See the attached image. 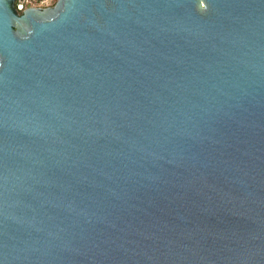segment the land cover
Segmentation results:
<instances>
[{
    "label": "water",
    "instance_id": "95a60500",
    "mask_svg": "<svg viewBox=\"0 0 264 264\" xmlns=\"http://www.w3.org/2000/svg\"><path fill=\"white\" fill-rule=\"evenodd\" d=\"M0 264H264V0H0Z\"/></svg>",
    "mask_w": 264,
    "mask_h": 264
},
{
    "label": "rangeland",
    "instance_id": "374dc122",
    "mask_svg": "<svg viewBox=\"0 0 264 264\" xmlns=\"http://www.w3.org/2000/svg\"><path fill=\"white\" fill-rule=\"evenodd\" d=\"M57 0H26L25 6L47 7L54 6Z\"/></svg>",
    "mask_w": 264,
    "mask_h": 264
},
{
    "label": "clouds",
    "instance_id": "9594fccd",
    "mask_svg": "<svg viewBox=\"0 0 264 264\" xmlns=\"http://www.w3.org/2000/svg\"><path fill=\"white\" fill-rule=\"evenodd\" d=\"M198 10H200V11H204V10H206V9H204V8H202V7H200V6H198Z\"/></svg>",
    "mask_w": 264,
    "mask_h": 264
},
{
    "label": "trees",
    "instance_id": "16d2710c",
    "mask_svg": "<svg viewBox=\"0 0 264 264\" xmlns=\"http://www.w3.org/2000/svg\"><path fill=\"white\" fill-rule=\"evenodd\" d=\"M22 1H26V0H17V3L22 2Z\"/></svg>",
    "mask_w": 264,
    "mask_h": 264
}]
</instances>
